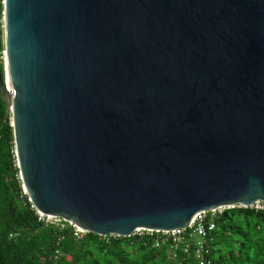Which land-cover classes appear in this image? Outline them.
<instances>
[{
	"label": "water",
	"instance_id": "obj_1",
	"mask_svg": "<svg viewBox=\"0 0 264 264\" xmlns=\"http://www.w3.org/2000/svg\"><path fill=\"white\" fill-rule=\"evenodd\" d=\"M3 2L28 206L127 237L264 201V0Z\"/></svg>",
	"mask_w": 264,
	"mask_h": 264
},
{
	"label": "trees",
	"instance_id": "obj_2",
	"mask_svg": "<svg viewBox=\"0 0 264 264\" xmlns=\"http://www.w3.org/2000/svg\"><path fill=\"white\" fill-rule=\"evenodd\" d=\"M3 48L0 26V56ZM11 123L0 89V264H198L194 255L178 248L174 256L171 242L157 246L151 236H77L68 223L40 221L24 198ZM211 258L212 264H264V213L233 208L218 215Z\"/></svg>",
	"mask_w": 264,
	"mask_h": 264
},
{
	"label": "built area",
	"instance_id": "obj_3",
	"mask_svg": "<svg viewBox=\"0 0 264 264\" xmlns=\"http://www.w3.org/2000/svg\"><path fill=\"white\" fill-rule=\"evenodd\" d=\"M0 8V26L4 30V2ZM0 59L6 60V48L1 52ZM31 207L36 211L38 219L46 224L65 225L70 224L77 236H82L85 230L72 224L70 221L63 218H56L41 213L34 205ZM233 208H249L255 212L264 213V201L257 200L250 205L234 204L220 206L212 211L198 212L191 222L186 227H179L171 230H159L140 227L137 228L131 236H151L154 238L156 245H161L166 242L172 243L173 255H177V250L180 248L184 253L194 255L198 264H212V242L215 238L216 217L223 213L226 209ZM10 236H14L13 233ZM130 237V236H128Z\"/></svg>",
	"mask_w": 264,
	"mask_h": 264
},
{
	"label": "rangeland",
	"instance_id": "obj_4",
	"mask_svg": "<svg viewBox=\"0 0 264 264\" xmlns=\"http://www.w3.org/2000/svg\"><path fill=\"white\" fill-rule=\"evenodd\" d=\"M11 111V110H10ZM11 115H12V113H11Z\"/></svg>",
	"mask_w": 264,
	"mask_h": 264
}]
</instances>
